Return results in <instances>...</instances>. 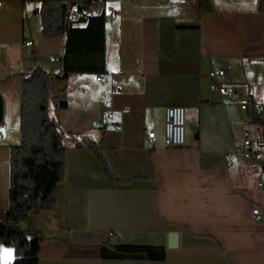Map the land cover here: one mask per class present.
Returning a JSON list of instances; mask_svg holds the SVG:
<instances>
[{"label": "crops", "instance_id": "0c3cea01", "mask_svg": "<svg viewBox=\"0 0 264 264\" xmlns=\"http://www.w3.org/2000/svg\"><path fill=\"white\" fill-rule=\"evenodd\" d=\"M195 3L104 0V77L73 71L53 79V95L65 102L59 124L97 146L108 174L90 150L62 138L52 205L17 222L47 236L37 264H264V219L251 215L254 206L264 209V186H257L264 167L239 155L243 135L261 145L247 105L264 111V7L207 0L209 9L197 13ZM37 8L35 0H0V209L7 207L8 146L19 141L18 72L39 65L61 73L63 36H41ZM219 67L232 94L210 87L209 73ZM173 105L184 110L182 147L163 143V108ZM169 232L175 245L167 248ZM102 241L162 246L164 254L106 258ZM11 258L0 245V264Z\"/></svg>", "mask_w": 264, "mask_h": 264}, {"label": "trees", "instance_id": "16d2710c", "mask_svg": "<svg viewBox=\"0 0 264 264\" xmlns=\"http://www.w3.org/2000/svg\"><path fill=\"white\" fill-rule=\"evenodd\" d=\"M20 4L27 0H18ZM42 37L63 36L61 73L53 74L39 65L18 72L19 141L8 146L7 207L0 209V245L9 246V264H37V246L47 236L36 230L21 229L17 222L31 212L50 208L55 184L63 170L62 138L90 150L103 172L108 174L97 146L87 138L66 132L57 120L56 110L65 106L52 93L53 79L68 72L99 73L103 67L104 0H35ZM261 8L264 0H259ZM71 6L79 12L78 23L67 16ZM207 0H196L195 12L208 10ZM1 122V96H0ZM106 258L163 257L162 246L98 243Z\"/></svg>", "mask_w": 264, "mask_h": 264}, {"label": "built area", "instance_id": "2783aa9c", "mask_svg": "<svg viewBox=\"0 0 264 264\" xmlns=\"http://www.w3.org/2000/svg\"><path fill=\"white\" fill-rule=\"evenodd\" d=\"M79 12L75 6H71L67 16L68 22L71 24L78 23ZM31 43L30 40H24L23 45L27 46ZM54 56H50L49 60H55ZM226 69L223 67L213 68L209 73L211 80V89L218 92L219 95H229L233 93V88L225 81ZM104 77L102 72L95 75L94 79L100 81ZM118 89L117 86H112L110 89V94ZM101 105L106 109L105 115L107 117L111 116V102L109 99L101 101ZM252 116L257 119L261 126V145L258 148L251 146L249 138L245 135L242 136L239 155L244 159H250L254 162L261 164L264 167V111L262 107L256 103L252 102L247 105ZM113 128H119V123L112 122L110 124ZM1 132V127H0ZM163 143L168 147H182L184 144V110L182 106L173 105L165 106L163 108ZM145 136L148 140L153 139V132L148 130L145 132ZM258 187L264 186V179H260L257 182ZM251 215L255 220L262 221L264 219V209L263 206H254L251 209ZM111 235V232L107 233Z\"/></svg>", "mask_w": 264, "mask_h": 264}, {"label": "water", "instance_id": "95a60500", "mask_svg": "<svg viewBox=\"0 0 264 264\" xmlns=\"http://www.w3.org/2000/svg\"><path fill=\"white\" fill-rule=\"evenodd\" d=\"M174 237V233L173 232H169L167 234V243H166V247L170 248V247H174V242H172V238Z\"/></svg>", "mask_w": 264, "mask_h": 264}, {"label": "rangeland", "instance_id": "374dc122", "mask_svg": "<svg viewBox=\"0 0 264 264\" xmlns=\"http://www.w3.org/2000/svg\"><path fill=\"white\" fill-rule=\"evenodd\" d=\"M184 133H185V130H184Z\"/></svg>", "mask_w": 264, "mask_h": 264}]
</instances>
